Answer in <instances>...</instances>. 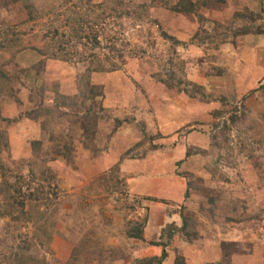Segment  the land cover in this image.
Wrapping results in <instances>:
<instances>
[{"label": "rangeland", "instance_id": "374dc122", "mask_svg": "<svg viewBox=\"0 0 264 264\" xmlns=\"http://www.w3.org/2000/svg\"><path fill=\"white\" fill-rule=\"evenodd\" d=\"M27 1L35 4V16L39 17L31 22L22 2L0 0V29L13 27L18 39L14 44H6L7 47L0 49V74L4 72L9 78L4 81L0 77L1 116L8 119L0 121V130L7 134L10 144L8 153L2 157L15 175L29 179L30 169L24 163L33 160L44 161L57 177L54 182L46 184L45 191L49 192L50 201L41 210L45 218L53 216L50 225L55 223V227L50 228L52 240L43 236L45 245L38 247L41 255L49 258L48 264H72L74 252L79 254L75 264H134L137 259L159 257L163 251V247L151 246L150 241L130 240L126 235L127 220L148 218L144 201H153L132 195L129 185L127 193L125 188L119 187L118 192L106 194V186L99 179L104 172L91 176L90 169H87L91 166L83 167L81 163L79 166L76 163L79 150L91 159L95 167L97 159L103 156L106 172L117 165L121 169L127 161L136 164H154L155 161L152 166L162 161L166 166L170 164L166 159L173 158L176 161L173 176L184 179L188 192L187 179L183 175L189 173L192 176L189 181L195 184L196 190H190V197H184L180 203L166 201V212L180 222L184 213L202 225L206 222L209 225L212 222L200 214V207L207 204L209 194L219 197L220 210L224 213L233 209L232 202H242L248 207V212L242 214L245 222H230L219 211L218 220L223 222L212 223L219 229L206 225L205 235L210 240L236 241L223 246L226 254L234 253V257L224 258L218 264H264V118L261 117L264 99L246 106L249 119L241 126L233 127L229 145L218 150L211 145V136L219 132L215 124L220 119H228L235 107H239L237 114H241L244 110L242 105L244 107L246 104L243 101L231 103L227 98V103H224L220 100L224 96L208 89L210 98L193 99L159 82L158 76L167 78L166 70L173 69L180 73V69L171 64L172 60L175 64L179 61L174 59L175 51L161 39V27L165 28L167 21L171 22L170 28L176 27V32H181V27L191 26V22L200 27L196 16L176 14L175 17L180 19L173 18V21L168 13H175L165 9L162 4L154 5L148 20H139L134 16L128 18L120 11L119 18L102 19L94 27L99 33L100 45L96 46L94 40L89 42L83 39L81 42L70 37L72 27L78 30L80 21H93L99 17L100 7L95 6L96 0ZM132 1L153 6L154 0ZM168 1L173 5L178 2ZM192 1L201 6L208 3V8L200 6L199 15L205 19L201 29L214 32L215 23L219 22L210 21L206 14L209 10L220 9L222 4L216 0ZM206 9L207 12H204ZM247 11L238 13L245 14ZM263 14H257L261 16L258 25H264ZM154 21L162 25L158 26ZM242 23V19L237 20L234 15L233 19L219 24L235 29ZM55 33H59L58 36ZM83 35V38L92 35L89 25H85ZM241 38H234L235 41L233 37L216 39L214 44H207L209 47L203 49L209 57L206 61L194 60L188 64L184 60L187 78L208 79L222 72L227 62L239 56L241 50H237L239 45L236 48L235 43ZM69 39L71 42L66 43ZM1 42H4L3 39H0ZM226 44H232L236 49H223ZM60 47L70 61L53 60L43 54L45 51H50V54L59 51ZM183 49L179 50L181 60L187 50ZM144 51L148 52L147 56H141ZM91 55L99 57L103 63L109 57L114 64H121L122 70L90 73L89 70L98 62V58ZM121 55L124 57L122 61ZM223 61L227 62L223 64ZM89 83L103 90L93 100L88 97ZM107 88L116 95L106 96ZM261 96L259 93L258 97ZM67 97H71V100ZM212 102L219 103L223 110L211 113L207 120L203 107ZM33 114L36 119L30 116ZM88 115L92 117L95 131L89 140L85 131ZM183 117L189 120L182 121ZM117 120L122 124L118 125ZM182 122L183 127L177 128ZM136 139L137 144L129 147ZM34 142L41 149L39 155L34 153ZM116 142L122 146L116 148L115 155L110 153V147ZM65 146L71 149L69 157H66L65 150L58 151ZM189 146L212 154L186 158ZM181 161L183 164L178 165ZM97 168L102 169L100 166ZM119 178L128 182V175L122 169ZM54 192L58 193L57 196ZM118 199L121 200L119 205L116 203ZM31 214L34 222L40 221L35 227H43L41 214L34 209ZM170 226L175 229L171 240L167 237ZM213 229H218L215 230L217 235L212 234ZM34 230L23 220L12 222L7 218L0 221V238L15 239L12 243L15 247L22 243L26 235L32 238ZM179 230L176 222H173L166 224L155 239L151 236V242L169 244V264H174L178 257H184L181 254L182 246L191 243ZM150 231L154 233L155 229L151 228ZM197 245L198 249L203 247Z\"/></svg>", "mask_w": 264, "mask_h": 264}, {"label": "trees", "instance_id": "16d2710c", "mask_svg": "<svg viewBox=\"0 0 264 264\" xmlns=\"http://www.w3.org/2000/svg\"><path fill=\"white\" fill-rule=\"evenodd\" d=\"M15 3L22 2L24 5V8L27 10L29 18V22L33 21L36 17L35 14L37 12L35 4L31 1L27 0H13ZM217 3L224 4L226 3V0H216ZM162 4L165 9L170 10L174 12L175 14H190L193 16H196L198 19V22L201 24H205V19L200 14L201 8H208V3H202L199 5L198 3L193 2L192 0H178L176 5H173L171 1L168 0H154L152 5L148 4H137L132 0H96L95 6L100 7V15L96 20H88L83 22L80 21V27H72V33L70 35L71 38L76 39L77 41H83V39H88L89 42H93L96 46L100 45L99 43V33H96V29L94 27L96 25L100 24V20L104 19H115L119 18L120 11L123 12V15L132 18L137 17L139 20H148V16L150 15V11L154 8V5ZM201 6V8H200ZM96 8V7H95ZM36 11V12H35ZM88 13V11H87ZM237 20L242 19V25L235 27V29H229L224 27L223 25L219 23H215L216 30L214 32L208 33L204 29H201V26L199 28V31L194 35L193 40L191 41V44H196L197 46H203L207 44H214L215 40L223 39L227 40L229 37L240 38V37H246V36H264V25H258V21L261 20V16L255 14L252 11H247V13H237L235 15ZM150 20V19H149ZM79 23V21H78ZM157 24L158 26H161L157 22L154 21V24ZM85 25H89V31L92 33V35L84 37L83 33L85 31ZM59 33H55V36H58ZM161 39H163L171 49H173L176 55L174 59H177L179 62L177 64L174 63V60H172L171 64L174 67H177L180 69V73H177L173 69H170L169 71L166 70V76L167 78H162L161 76H158L159 82L162 83L164 86L168 87V89H177L181 93L189 96L190 98H202L207 99L210 98L207 95V89L203 87L202 85H199L187 78L186 73V63L184 60H181L180 52L179 50L181 48H184L183 50L187 49L190 44L184 43L179 41L175 34L172 33L171 30H165L164 27H161L160 30ZM17 34H15L14 28H5L0 29V39H3L4 42H1L0 49L7 47L6 44L12 45L17 39ZM66 36V35H64ZM11 37H14L12 39ZM92 38V39H90ZM234 39V41H235ZM115 40V39H114ZM71 42L70 39L66 42ZM225 42V41H224ZM78 43V42H77ZM59 51H55L50 54V51H45L44 56H48V58H51L53 60H64V61H70L71 59L66 58V55H63V48H59ZM76 50V49H75ZM90 50V49H87ZM188 50V49H187ZM77 52V51H76ZM148 52L144 51L141 56H147ZM179 54V55H178ZM87 55V54H86ZM84 56V55H83ZM92 57L98 58L97 64H95V67L91 68L89 70L90 73L96 72V73H104V72H112V71H120L122 70V65L114 64L113 61L108 57V61L103 63L99 57L95 55H91ZM121 61L124 59L121 55ZM109 64V65H108ZM1 79H4V81H8L9 78L6 77V74L2 72L0 74ZM90 79V78H89ZM88 79V81H90ZM89 95L88 97L90 99H95L99 94H102L103 90H100L97 86H92L89 83ZM83 96V95H82ZM70 101L71 97H67ZM62 99V98H61ZM211 99H213L211 97ZM221 101H224V103H227V99L222 97L220 99ZM245 100V99H244ZM245 101H243V104ZM241 114H237L239 107L233 108V114L229 116L228 119L225 121L220 119L219 122L215 124L216 129L219 130V132L213 136H211V145L212 147H217L218 150H223L225 145H229L230 143V136H231V130L233 127H239L243 124V122L247 119H249V113L247 112L246 105H242ZM246 108V109H245ZM241 109V108H240ZM38 114V112H36ZM32 116V119H36L37 117L35 114L30 115ZM87 116L88 119H86V135L88 137V140L94 136L95 131L93 128V121L92 117ZM218 117V116H217ZM262 118H264V113L261 115ZM8 119H4L1 116V108H0V121H7ZM13 122V121H12ZM88 123V124H87ZM117 124H122L121 121L117 120ZM91 141V140H90ZM222 142L224 143L222 145ZM34 153L40 154L41 149L39 147V144L37 142H34L33 144ZM10 149L9 140L7 138V134L0 130V221L4 219H11L12 222L21 221L23 220L27 226L32 225L34 230V235L32 238H29V235H26L24 237V240H22V243L15 247L12 243L15 241V239H1L0 238V264H48L49 258L45 255H41L40 251L38 250V247H43L45 244L43 243V236L48 238V240L51 239L50 235V228L55 227V223L52 222L50 225L52 217L45 218V213L41 210L43 206H46L48 204L47 201H50V195L49 192L45 191L46 184L48 182H54L57 180V177L51 169L46 167V163L44 161H33L28 160L25 161L24 164L29 167L30 169V175L29 179L25 178L23 175H15L13 169L10 167L8 163H6L3 159V154L8 153ZM212 149V148H211ZM215 149V148H214ZM62 150H65L66 157H69V152H71V149L69 146H65L63 148H59L58 151L61 152ZM131 152V150L129 151ZM212 152L210 151H204L202 149H198L195 147L189 146L187 149L186 158H190L195 155H202L204 157H207L211 155ZM37 155V156H38ZM23 164V165H24ZM183 162H179L178 165H182ZM35 165V166H32ZM37 166V167H36ZM121 174L120 165L115 166L114 168H110L107 172H105L99 179L100 182H103V186H106V194H112V191L118 192L119 187L125 188V192L129 190L128 188V182L126 179L119 178V175ZM185 179H187V183L189 186L188 192L186 193V199L190 197V190H196V186L194 183L191 184L189 179H191V175L184 174L183 175ZM120 179V180H119ZM191 188V189H190ZM55 196H57L58 193H53ZM153 202H157V200L151 199ZM220 201L219 197H217L216 194H209L208 202L206 205H201L200 207V214L204 216L208 221H211L215 224L222 223L218 220V217H220L219 211L224 213L220 210ZM118 202H121L120 199H118ZM164 203V202H163ZM28 204H30V211L28 208ZM119 205V203H118ZM231 211H226L224 213L225 219L229 220L233 223L238 222H245L244 216L242 214H246L248 212V207L243 204L240 201H234L232 202ZM32 209H34L37 213L41 214V222L43 223V227L36 228L35 226L39 225V222H34L33 216H31ZM134 209V208H133ZM243 209V210H242ZM16 216H18L16 218ZM16 218V219H15ZM42 218H44L42 220ZM128 226H127V238L130 240H137L141 242H146L145 239V231L148 225V218L144 219H128ZM182 222L183 226L180 229V233L188 242H195L200 238L199 234V224L198 222L190 216H187L183 213L182 215ZM41 225V223H40ZM49 227V228H48ZM11 229V228H10ZM38 231H37V230ZM39 230L40 233H39ZM174 227L170 226L169 234L167 237L169 240L173 238L174 234ZM9 231V229H7ZM23 239V238H21ZM151 246H158L163 247V251L161 256L159 257H152V258H144V259H137L135 260L134 264H164L168 258L169 253L167 251V247L169 246L168 243H156L151 242ZM41 250V249H40ZM82 251H80V254ZM78 253L74 252L72 264H75L76 259L78 257ZM228 258L229 255H228ZM174 264H187L185 257H178L176 262Z\"/></svg>", "mask_w": 264, "mask_h": 264}, {"label": "crops", "instance_id": "0c3cea01", "mask_svg": "<svg viewBox=\"0 0 264 264\" xmlns=\"http://www.w3.org/2000/svg\"><path fill=\"white\" fill-rule=\"evenodd\" d=\"M220 6L222 7L217 10H209L207 12L206 9V11H204L207 12L206 16H208L210 21L219 22L222 24V22L224 21L233 19L236 13L242 12L246 9L254 12L255 14L264 13V0H226V3ZM168 14L169 17H172L173 21V18H177L178 20L180 19L179 17H175L176 14ZM183 19L184 18H181V20ZM191 23V26L183 28L179 27L181 32H176V27L170 28V21H167V26L165 25L166 29L175 31L173 33L178 40L190 44V48L186 50V53H184L182 57L183 60L188 61V64L194 60H196V62H200L202 60L206 61L209 58L208 55L203 52V49L207 45L197 47L191 44L194 35L199 31L200 28L198 24H194L193 22ZM177 24L179 26V23ZM240 43H242V45H240ZM235 44L236 48L237 45H239V48H237V50H241L239 52V56L234 61H223V64L227 62V65L222 67V72H220L221 70H219L221 74L218 73L216 74V76L209 77L208 79L201 78L202 80H199L200 77H198V79H192L191 77L190 80L202 85L203 87L208 89V91L224 96L231 103L244 101L245 99V104L246 106H248L250 102L260 101L264 99V53H262V50L264 48V36L242 37L240 41L237 40ZM208 47L209 46H207V48ZM224 47L228 51H232L233 48L236 49L232 44H226L222 48L224 49ZM217 62H220V60H218ZM105 93L106 96L116 95V93L112 92L111 90L108 91V88L105 90ZM259 93L260 96L262 95L261 97H258ZM243 95L245 96L243 97ZM203 109L204 116L207 120H209L211 113L213 114V112L215 111L223 110L219 103L214 102H212L211 104H205ZM181 119L182 121L189 120L187 117H183ZM183 124L184 123L182 122L176 127H183ZM136 142H138V139H136L129 147H133L134 144L136 145ZM121 146L122 145L120 143L116 142L114 146L110 147V153L113 152V154H115L116 148H120ZM120 151L121 153H123L121 149ZM82 152L83 151L79 150L76 153V155L78 156L76 163L79 166L81 163L83 167L91 166L90 168H87L88 170L90 169L91 176L106 172L107 169L103 165V156L97 159V166L95 167L94 163L92 164L91 159L86 157V154H83ZM166 160L167 163H170L166 166L162 163V161L158 162L156 166H152L155 164V161L154 164H146L145 162H143V164H136L135 162L127 161L121 167L122 172L128 175V185L130 186V192L132 193V195L138 198L142 197L149 200L154 199L159 201H144V206L148 208L149 215L148 225L145 231V239L147 241L152 240L151 236L155 239L158 235H160L166 224L176 222V226L180 229L183 226L182 221L180 222L176 220L173 216L166 212L167 206H165L164 203H166V201L172 203L182 202L184 200L185 194L187 193L186 182L183 178L175 177L172 174L176 169V161H174L173 158H167ZM98 166H100L102 169H98ZM187 216H189V214ZM198 224L200 234L199 240H197L195 244L187 242L189 246H182L181 254L184 255L187 264H218L224 258L230 259L234 257L232 256L234 255V253L226 254L223 246L225 244H234L236 243V241L228 242L227 240H210L205 235L206 225L218 229L219 226H216L212 223H209L208 225L207 222L205 224L203 223V225L199 222ZM151 228L155 229L154 233L150 231ZM218 229H213L212 231L214 233L212 234L217 235V232L215 230ZM197 244H201L203 247L198 249ZM228 255L230 258H228ZM169 259H171L170 255L168 260L164 264H169L171 261Z\"/></svg>", "mask_w": 264, "mask_h": 264}]
</instances>
